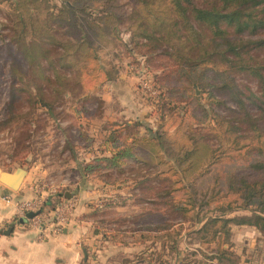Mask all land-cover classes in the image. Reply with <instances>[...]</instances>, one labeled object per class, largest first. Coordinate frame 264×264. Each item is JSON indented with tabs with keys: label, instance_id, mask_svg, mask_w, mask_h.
I'll return each instance as SVG.
<instances>
[{
	"label": "trees",
	"instance_id": "1",
	"mask_svg": "<svg viewBox=\"0 0 264 264\" xmlns=\"http://www.w3.org/2000/svg\"><path fill=\"white\" fill-rule=\"evenodd\" d=\"M35 1L17 0L14 6L16 19L9 40L10 50H15L14 65L22 61L32 70L38 69V79L45 80L53 91L72 82L82 91L98 90L119 77L121 69L113 66L107 70L94 45L104 30L112 34L124 21L121 15L125 12L115 5L116 0H108L102 8L92 5L95 0H61L60 7L47 12L43 24L33 18ZM132 3L125 17L131 31L130 57L148 69L157 58L165 61L154 66L159 73L153 75L161 90L154 107L158 125L153 129L136 121L125 127V133L115 130L107 135V146L115 145V149L110 157L96 158L94 163L121 169L123 159L131 158L143 164L140 169L150 171H136L132 192L137 200L133 205L139 207L136 212L106 218L120 206L123 197L118 195L102 197L91 205L94 232L107 236L114 231L120 241L131 238L144 247L139 260L172 264L179 256L181 235L172 222L199 221L209 212L200 213L212 205L224 214L243 209L250 216L201 218L202 226L194 232L197 248L186 251L181 260V264H237L232 226L252 227L264 239V0ZM53 54L62 65H80L75 81L63 74L54 81L44 74L42 62L51 61ZM238 75L255 81L261 97L248 96ZM38 91L35 103L50 113L54 102L46 97L43 85L38 84ZM205 93L208 105L200 99ZM83 95L84 104L92 94ZM12 97H16L14 93ZM96 102L99 115L95 119H101L105 101L99 98ZM227 103L232 107L226 108ZM83 110L91 115L92 109L84 106ZM11 120L12 115L5 123ZM144 127L147 135L140 136ZM90 165H85V171L93 168ZM95 166L93 169L100 168ZM157 166L162 169L152 173ZM57 195L64 197L65 192ZM125 231L131 234L124 235Z\"/></svg>",
	"mask_w": 264,
	"mask_h": 264
},
{
	"label": "rangeland",
	"instance_id": "2",
	"mask_svg": "<svg viewBox=\"0 0 264 264\" xmlns=\"http://www.w3.org/2000/svg\"><path fill=\"white\" fill-rule=\"evenodd\" d=\"M16 1L0 0V172L25 167L27 171L31 172L30 178L32 179H29V182L34 187V196L28 201L40 200L45 205L44 201L46 203L49 201L46 198L50 194L55 196L65 192V188L68 187V184L64 183L65 179L68 180L73 177V174L70 173V167H76L79 162L82 163V166L86 164L84 159L75 162L80 159V152L85 147H94L101 141L99 132L103 126H107V123L105 124L104 122L107 121L108 114H111V116L113 114V117L115 116L112 104L113 100H115L113 98V89L116 92L118 90V95L123 105L128 107L133 114L146 118L147 124L150 120L152 126L158 125L159 115L155 113L154 107L157 105L161 90L157 85V87L155 86L153 75L159 73V71H155L154 69L165 61L157 58L149 69L144 66V63L143 65L135 64V58L130 57L127 47L131 40V31L125 19L126 15L131 11L133 3L132 0H116L115 5L118 4L123 7V11L125 12L121 15V19L124 21L116 26V30L112 34H108L104 30L102 32L103 36L97 37L94 45L97 48L101 63L107 70L113 66L121 69L119 77L123 74L124 81L122 84L118 82V77L115 81L111 82L113 87L109 86L108 83L101 85L98 90L82 91L78 89L80 88L78 83L72 82L70 85L62 86L59 91H53L45 80L38 79V69L32 70L30 66L22 61H19L18 65L13 64L12 57L15 50H10L9 40L10 35L13 34L10 27L12 26V21L16 19V15L14 14ZM107 1L95 0L92 5L96 8H102L106 6L104 4ZM61 3V0H36L31 8L33 18L35 20L40 19L42 24L45 23L47 12L55 11L57 7L61 6ZM109 3L114 5L112 1H109ZM94 13L96 14L97 11ZM51 57V61L43 60L42 62L45 75L54 81L58 74H63L72 79V81L77 79L79 64L70 62L67 66L63 62L64 65H62L57 62L59 60L57 55L53 54ZM237 78L239 85L248 96L254 94L259 97L261 95L260 88L255 81L245 75H238ZM38 84L46 88V97L54 102V108L50 113L35 103L39 98ZM88 84L89 86L92 84L90 80H88ZM144 85H148L149 88L144 89ZM65 87L67 89H63ZM13 93L16 96L15 98L12 97ZM84 93L92 95H90L89 101L83 104L82 97ZM197 93L200 94L201 91L197 90ZM206 96L207 94L205 93L200 99L203 104L208 105ZM99 98H105L107 100L105 103H111L109 113L106 115L107 119L104 121L95 119L99 115L96 108L98 103L96 100ZM261 99L264 100V98ZM254 103L259 102L255 100ZM10 106H12V111L10 110ZM84 106L90 110L92 109L91 115L84 112ZM228 107L232 106L227 103L226 108ZM178 108L182 110L180 105ZM226 108L219 110L227 113ZM176 110L178 111V109ZM11 115L12 120L9 123H5ZM171 118L172 114L167 119ZM109 119L111 120V117ZM195 136H198V134ZM209 140L211 144H217L215 140ZM169 164H171L170 161ZM140 167H143V164L128 170L123 169L118 174L112 175L111 178H118L120 184L127 181L134 182L136 171L140 170L139 172L143 174L146 171H150L148 167L143 169H140ZM160 169H162L161 166H157L151 171L155 173ZM90 181L96 183L95 179H91ZM124 192L123 199L119 200V209L110 211L111 213L106 215V218L113 219L118 217L117 215H127L139 209L138 205L134 206L135 208L128 206L129 204H136L137 200L135 201L136 197L129 196L131 193L128 190ZM97 201H100V199L95 200V202ZM52 205H54L53 201ZM195 212L199 213V208H196ZM202 213L208 214L201 215L199 221L184 222L182 219H178L171 223L173 228L181 234L178 240L179 248L190 247L191 249H188L189 252L195 250L198 243L194 232L202 226L200 223L201 218L217 217L224 214L216 210L214 205L208 207V209H204L200 214ZM224 216L229 218L250 216V212L238 209L232 213L224 214ZM43 221H51V219L46 218ZM131 226L133 227L134 225L131 224ZM255 230L247 226H232L234 236L232 239L234 248H236L234 251L240 252L242 250L243 238L251 236L255 238L253 240L255 245L250 248L254 251L256 244L261 248L264 245V239L258 233H254L257 232ZM247 248L249 247L247 246ZM251 249L248 255L244 253L246 258L249 259L251 257L250 260L264 264V251L253 253ZM136 259V261H140L139 256ZM194 260L192 259V261ZM178 261V257L177 260L174 258L172 264H178ZM240 262L241 258H239L237 264H240ZM241 264H245V262Z\"/></svg>",
	"mask_w": 264,
	"mask_h": 264
},
{
	"label": "crops",
	"instance_id": "3",
	"mask_svg": "<svg viewBox=\"0 0 264 264\" xmlns=\"http://www.w3.org/2000/svg\"><path fill=\"white\" fill-rule=\"evenodd\" d=\"M123 81L122 74L118 82L122 84ZM109 86L113 87L111 83H109ZM113 95L115 100H113L112 104L115 116L108 114L111 103H105L103 116L99 119L104 121L107 119L106 115H109L107 121L104 122L105 124L107 123V126H103L99 132L101 141L94 147H85L79 154L80 159L75 161L79 162V160L84 159L86 164H91V167L95 168V165H100V168H90L89 171H85L86 164L82 166L81 162L76 167L71 166L70 173L73 174V177L64 181V183L68 184V187L65 188V196L56 197V195L50 194L46 198L49 201L45 202L42 215L49 219L54 217L56 213L54 211L55 207L59 203L75 202V208L72 211L69 222L61 233L54 232L50 227L45 229L43 236L39 238V232L31 227V224L27 221L28 218L18 216V204L31 200L34 196L33 184L31 185V182H29V179H32L30 178V171H27V175L17 191H13L0 183V264H152L142 259L136 261V257L142 254L144 247L134 242L131 238L124 239V242L120 241L118 237L115 238L114 231H111L107 236L94 232L91 205L95 200L114 195L123 197L125 190L131 193L129 196H132L134 190V182L127 181L120 184L118 178L113 179L111 176L118 174L123 169L128 170L141 164L131 158L123 159L124 163L121 169L107 167L105 162L94 163L96 158L110 157L112 155L111 150L115 149V145L110 146V148L107 146L109 145L105 141L107 135L115 130L125 133V127L131 126L136 121L145 127L153 129L157 126H152L150 120L147 124L146 118L133 114L128 107L124 106L118 95V90L116 92L113 89ZM103 101L107 100L103 98ZM110 117L111 120L109 119ZM145 127L140 129V136L147 135ZM91 179H95L96 183H92ZM52 201L54 205H52ZM128 206L135 208L133 204ZM124 229L125 227L121 230ZM123 234L130 235L131 233L125 231ZM258 235L260 234L258 233ZM243 239L242 250L240 252L235 250L236 255L241 258L240 264L242 262H245V264H260L250 260L251 257L248 259L245 256V254L248 255L250 247L255 245V242H253L255 238L251 236ZM188 249L190 250L191 248H179L178 264H181L180 261ZM234 249L236 248L233 247L232 250L234 251ZM252 252H263V249L256 244V248Z\"/></svg>",
	"mask_w": 264,
	"mask_h": 264
},
{
	"label": "built area",
	"instance_id": "4",
	"mask_svg": "<svg viewBox=\"0 0 264 264\" xmlns=\"http://www.w3.org/2000/svg\"><path fill=\"white\" fill-rule=\"evenodd\" d=\"M144 89H148V85L143 86ZM100 202V201H99ZM45 204V201H44ZM45 205L40 200L35 201H26L18 204L17 206V214L22 218H26V215L29 212H37V210L43 209ZM75 208V202H62L59 203L58 206L55 207V215L51 218V221H43L46 220V217H43L42 213L36 215L35 217L28 219L27 221L31 224V227L36 229L39 232V238L43 236V232L45 229L52 228V230L56 233H61L67 223L69 222L70 216L72 215V211Z\"/></svg>",
	"mask_w": 264,
	"mask_h": 264
},
{
	"label": "water",
	"instance_id": "5",
	"mask_svg": "<svg viewBox=\"0 0 264 264\" xmlns=\"http://www.w3.org/2000/svg\"><path fill=\"white\" fill-rule=\"evenodd\" d=\"M26 175L27 169L25 167H18L14 172L2 171L0 173V183L13 191H17L22 185ZM41 213V210L37 212H29L26 217L31 219Z\"/></svg>",
	"mask_w": 264,
	"mask_h": 264
}]
</instances>
